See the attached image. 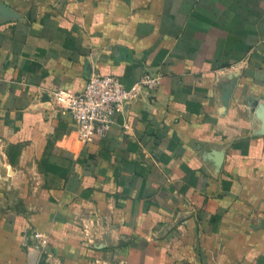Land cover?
<instances>
[{"label":"crops","instance_id":"0c3cea01","mask_svg":"<svg viewBox=\"0 0 264 264\" xmlns=\"http://www.w3.org/2000/svg\"><path fill=\"white\" fill-rule=\"evenodd\" d=\"M92 74L158 86L86 143ZM0 264H264V0H0Z\"/></svg>","mask_w":264,"mask_h":264},{"label":"built area","instance_id":"2783aa9c","mask_svg":"<svg viewBox=\"0 0 264 264\" xmlns=\"http://www.w3.org/2000/svg\"><path fill=\"white\" fill-rule=\"evenodd\" d=\"M158 86L157 78L145 75L128 86L117 76L92 74L79 92L57 91L56 103L70 115L78 135L86 143L105 137L116 117ZM35 238L41 235L34 234ZM47 240H42L45 246Z\"/></svg>","mask_w":264,"mask_h":264}]
</instances>
